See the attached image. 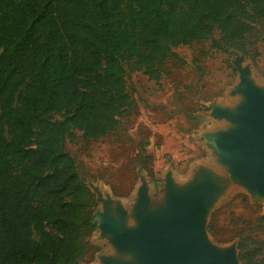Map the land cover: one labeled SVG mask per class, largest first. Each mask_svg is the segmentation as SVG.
<instances>
[{"label": "trees", "instance_id": "trees-1", "mask_svg": "<svg viewBox=\"0 0 264 264\" xmlns=\"http://www.w3.org/2000/svg\"><path fill=\"white\" fill-rule=\"evenodd\" d=\"M260 19L264 0H0V264L86 257L91 191L65 143L130 114L128 64L159 80L175 47L215 30L213 47L248 55ZM259 244L239 260L264 264Z\"/></svg>", "mask_w": 264, "mask_h": 264}, {"label": "rangeland", "instance_id": "rangeland-1", "mask_svg": "<svg viewBox=\"0 0 264 264\" xmlns=\"http://www.w3.org/2000/svg\"><path fill=\"white\" fill-rule=\"evenodd\" d=\"M254 24L255 33L247 41L248 55L213 47L212 38L221 37L215 30L208 39L175 47L182 61L168 58L159 80L150 78L131 62L127 65V87L133 98L130 114L98 140L84 138L81 131L75 130V140L66 141L65 149L75 158L93 205L90 216L95 229L84 232L88 253L79 264H104L106 256L119 258L117 254L123 253L100 236L98 216L106 191L131 214L139 203V188L147 185L145 202L165 200L168 213L165 193L170 178L176 180V187L186 188L201 168H207L211 177L223 176L227 171L232 174L231 165L224 166L223 157L210 147L211 141H206L211 132L236 126L216 117V108L234 113L246 110L243 91L245 102L237 109L233 107L238 101L229 98L240 91V69L247 72L255 86L264 87V20H255ZM212 206L204 223V233L212 246L222 251L232 248L239 259V245L251 250L264 242V200L254 199L249 190L236 188L220 196ZM112 251L118 253L113 256ZM126 252L127 257L134 253L131 249ZM258 257L263 259L264 251ZM238 259L237 264H243Z\"/></svg>", "mask_w": 264, "mask_h": 264}, {"label": "water", "instance_id": "water-1", "mask_svg": "<svg viewBox=\"0 0 264 264\" xmlns=\"http://www.w3.org/2000/svg\"><path fill=\"white\" fill-rule=\"evenodd\" d=\"M254 87L252 82L243 80L242 88L247 102L244 112L215 109L216 117L230 120L236 126L211 132L206 143L211 141L210 147L223 157V165H231L233 173L248 185L246 190L254 199L264 200V95ZM206 169L201 168L198 177L195 176L185 190H180L174 183L166 190L168 220L155 231L151 230L147 217L143 215L144 189L139 193L142 199L139 213L142 224L135 232L120 230L116 222L109 219L108 209L99 214L105 218L104 228L112 227L111 232L116 233L120 247L135 249L145 259V264H237L238 258L232 248L214 251L209 240L196 232L197 226L202 225V234L206 235L204 223L207 216L202 224L198 222L201 205L213 191V186L202 189L199 185L200 179L206 181L212 176ZM104 264L116 262L106 256Z\"/></svg>", "mask_w": 264, "mask_h": 264}, {"label": "bare ground", "instance_id": "bare-ground-1", "mask_svg": "<svg viewBox=\"0 0 264 264\" xmlns=\"http://www.w3.org/2000/svg\"><path fill=\"white\" fill-rule=\"evenodd\" d=\"M243 80H245L246 82H248V81L251 82L250 77L246 71H241V82L238 84L239 87L237 89L240 91L239 92L235 91L229 95V98H231L234 101L237 100L239 103V104H236L235 107H233V109H237L240 106V103L245 102V99L242 100L243 94H245L244 89L242 88ZM254 88L259 93L264 95V87L263 86L256 85ZM242 91L244 92L243 94H241ZM240 96H241V98H240ZM245 98H246V94H245ZM210 144H211V142H210ZM231 172H232V174L229 171H227L225 174H222L223 176L214 174V177H209L208 179L206 178V181L199 182V185L202 187V189L209 187V186H213V191L210 192L211 193L210 196L208 198H206L205 202L201 205V208L199 211V220H198V222L200 224H202L203 220H205L208 210L211 208L212 205L215 204V202L218 200V198L220 196H222L223 194L226 195L227 192L234 190L236 188L248 189V185L245 182L241 181L233 173L232 169H231ZM175 181L176 180L173 178H170L168 180L167 191L172 187L171 185L173 184V182L175 183ZM178 188L180 190H185V187L181 186V185H178ZM142 189H144V191L147 192V190H148L147 185H142L139 188V190H140L139 193L142 191ZM103 199H104L103 200L104 203L102 204L103 209L101 210L100 213L102 214V213H104L105 209H108L107 215H108L109 219H112L113 221H115L116 226L120 230H123L126 233H133L140 227V225L142 224V220H141L139 213L141 210L140 205H141L142 199H139V203L137 204V207L134 209V211L131 214H127L125 211L126 208L124 209L123 205H121L120 202L112 199L110 194L108 193V191H106L104 193ZM163 201H161L160 203H155V204L153 202L150 204L149 203L147 204L144 200L143 215L145 217H147L148 225H150V228L152 231L155 228L163 225L168 220V216H167L168 213H166L165 209H164L166 201L165 200H163ZM104 220H105V218L103 216L99 215L100 236L106 237V241H108L111 246H113V244L114 245L116 244L117 247L119 248V252H121V251L123 252V253H118L117 251H115V252L112 251L111 255H113V256L117 253L119 254V255L117 254V256H119V258H113V259H115L114 261L116 262V264H138V263L139 264H145V259L137 251H135V249H131L134 253H132L131 256H129V257H127V255L124 254V253H127L126 252L127 250L120 247V245L117 241L118 237H117L116 233L111 232V230L113 229L112 227L104 228ZM201 226L200 225L197 226L196 232H197V234H200L206 240H208L206 235L202 234L203 230H202ZM208 243L210 244L209 241H208ZM210 247H212V246H210ZM120 249H123L124 251L120 250ZM212 249L214 251H222L221 248H215L214 246L212 247Z\"/></svg>", "mask_w": 264, "mask_h": 264}]
</instances>
